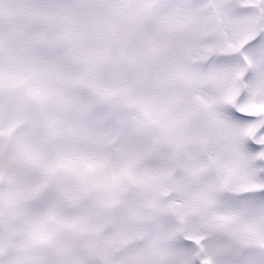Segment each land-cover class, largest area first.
Returning <instances> with one entry per match:
<instances>
[{
    "label": "snow or ice",
    "instance_id": "snow-or-ice-1",
    "mask_svg": "<svg viewBox=\"0 0 264 264\" xmlns=\"http://www.w3.org/2000/svg\"><path fill=\"white\" fill-rule=\"evenodd\" d=\"M0 264H264V0H0Z\"/></svg>",
    "mask_w": 264,
    "mask_h": 264
}]
</instances>
